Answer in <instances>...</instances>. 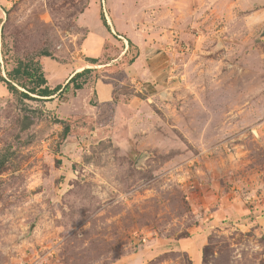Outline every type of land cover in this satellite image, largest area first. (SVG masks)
I'll return each mask as SVG.
<instances>
[{
	"label": "rangeland",
	"instance_id": "rangeland-1",
	"mask_svg": "<svg viewBox=\"0 0 264 264\" xmlns=\"http://www.w3.org/2000/svg\"><path fill=\"white\" fill-rule=\"evenodd\" d=\"M263 31L264 0H0V264H264ZM42 51L96 73L10 92Z\"/></svg>",
	"mask_w": 264,
	"mask_h": 264
},
{
	"label": "trees",
	"instance_id": "trees-1",
	"mask_svg": "<svg viewBox=\"0 0 264 264\" xmlns=\"http://www.w3.org/2000/svg\"><path fill=\"white\" fill-rule=\"evenodd\" d=\"M102 21L105 28L108 30L110 34H113V30L111 26L108 24L107 19L104 15H102ZM117 37H119L117 35ZM131 43L130 40H128ZM127 48L124 56L121 57L122 61H125L126 55L129 52V44H127ZM124 49V50H125ZM122 55V54H121ZM46 57H52V55L48 51L40 52L36 57L31 58L27 61L20 60L16 67L12 70H6L7 78H2V80L6 83L7 88L13 94L19 95L21 98L26 100H42V99H50L53 97L61 98L65 91H68L72 87L73 93H76L79 90H83L86 85L89 84L91 75L96 73V70L86 68L80 72L75 73L69 80L66 85H58L55 88H51L49 86L48 79L44 70V59ZM118 58H109V62L115 61ZM119 61L114 62V64L110 66H105L103 71L106 72L105 77H112L115 73L118 72L119 69ZM97 60H92V63L97 64ZM21 87L23 90H20ZM112 102L102 103L111 107L112 110L115 109L117 102L115 98ZM99 104L100 106H103ZM79 117H69L68 122L65 123V130L63 133V140L73 135L74 130L72 126V120L75 124H78L83 119ZM85 120L92 122L94 120L93 117L85 116ZM22 136V135H21ZM20 136V137H21ZM19 137V138H20ZM18 140L22 142V138ZM24 142V141H23ZM22 142V143H23Z\"/></svg>",
	"mask_w": 264,
	"mask_h": 264
},
{
	"label": "crops",
	"instance_id": "crops-1",
	"mask_svg": "<svg viewBox=\"0 0 264 264\" xmlns=\"http://www.w3.org/2000/svg\"><path fill=\"white\" fill-rule=\"evenodd\" d=\"M111 35H112V34H111ZM84 68H86V66H85V65H83V66L79 67L78 69H76V72H74V74H75V73H77V72H80V71H81L82 69H84ZM74 74H72V76H73ZM72 76H71V77H72ZM71 77H70V78H71ZM86 86H87V85H86ZM106 102H108V100H107V101H105V103H106ZM99 103H100V104H102V102H99Z\"/></svg>",
	"mask_w": 264,
	"mask_h": 264
},
{
	"label": "water",
	"instance_id": "water-1",
	"mask_svg": "<svg viewBox=\"0 0 264 264\" xmlns=\"http://www.w3.org/2000/svg\"><path fill=\"white\" fill-rule=\"evenodd\" d=\"M262 35L264 36V31H263V34H262ZM143 156H144V155H143ZM143 156H142V157H143Z\"/></svg>",
	"mask_w": 264,
	"mask_h": 264
}]
</instances>
